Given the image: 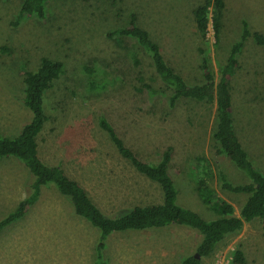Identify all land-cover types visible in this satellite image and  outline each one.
<instances>
[{"label":"rangeland","instance_id":"1","mask_svg":"<svg viewBox=\"0 0 264 264\" xmlns=\"http://www.w3.org/2000/svg\"><path fill=\"white\" fill-rule=\"evenodd\" d=\"M208 1L53 0L47 4L45 22L29 19L14 25L23 0H0V48L6 49L0 51V136L15 137L31 119L22 102L23 72L35 70L41 58L61 61L63 74L45 93L48 120L36 139L44 165L61 168L107 216L161 203L157 184L121 158L99 128L104 118L145 163L159 162L171 148L169 174L178 204L208 220L215 216L197 195L192 165L199 157L207 159L211 188L237 215L246 198L222 191L217 174L223 172L234 185L248 179L216 152L211 139L215 103L181 99L171 109L170 91L145 50L131 39L108 38L135 15L164 60L188 84L203 82L201 48L218 79L232 46L240 41L243 22L250 33L264 38V0H225L219 33L209 24L202 41L193 11ZM84 67L95 70L91 80L106 85L90 90ZM230 89L235 132L264 174V42L247 40ZM30 176L16 159L0 158V219L27 196ZM97 241V230L72 213L67 198L43 188L25 216L0 233V264H92ZM199 243L197 232L183 226L116 233L106 241L103 256L106 264H180L196 253ZM234 250L244 253L247 264H264V223L244 224L202 263L214 264L215 256L230 257Z\"/></svg>","mask_w":264,"mask_h":264},{"label":"trees","instance_id":"2","mask_svg":"<svg viewBox=\"0 0 264 264\" xmlns=\"http://www.w3.org/2000/svg\"><path fill=\"white\" fill-rule=\"evenodd\" d=\"M51 1L53 0H23L14 25L29 19L45 22L47 4ZM224 8L225 0H212L193 11L196 29L202 41H205L209 24L215 34L219 33L220 18ZM250 37H253L258 44L264 42L260 34L250 33L248 24L243 22L240 41L232 46L226 64L219 71L218 79H215L210 69L207 54L202 48L199 49L203 82L190 85L164 60L159 46L150 39L145 30L138 26L135 15L130 16L125 27L108 34V38L115 42L131 39L145 50L151 58L158 79L170 91L168 104L171 109L181 99L215 103L214 129L211 139L216 145V152L231 162L248 179L247 183L234 185L228 181L223 172L219 171L217 174L222 191L246 198L237 215L234 207L220 198L211 188L213 172L207 159L199 157L192 165L196 169L197 195L206 209L215 216L208 220L178 204V191L169 174L171 148H167L161 154L159 162L145 163L124 144L115 129L104 118H100L99 128L105 132L120 157L139 174L157 184L162 193V201L159 204L135 206L114 216L103 214L78 182L68 177L61 168L44 165L38 156L36 139L48 120L44 110V96L63 74L61 61L41 58L35 70L23 72L22 102L30 111L31 119L23 125L15 137L0 136V158L16 159L31 175L27 186L29 193L14 210L0 219V233L25 216L28 208L39 199L43 188H53L67 198L72 206V213L97 230L98 241L92 264H106L103 251L106 248V241L113 234L159 231L171 226L189 228L200 236L196 253L184 258L180 264H203L202 260L211 257L218 244L229 236L241 232L244 224L255 220L264 223V174L255 167L242 147L232 118L230 80L238 67V56ZM0 51L4 52L6 49L1 47ZM135 63L137 64V61ZM93 72L95 70L90 67L83 68V73L89 79V89H101L106 83L98 85L96 81L91 80ZM229 258L231 264H247L241 250L232 251Z\"/></svg>","mask_w":264,"mask_h":264},{"label":"built area","instance_id":"3","mask_svg":"<svg viewBox=\"0 0 264 264\" xmlns=\"http://www.w3.org/2000/svg\"><path fill=\"white\" fill-rule=\"evenodd\" d=\"M214 264H231V261L225 254H218L215 256Z\"/></svg>","mask_w":264,"mask_h":264},{"label":"bare ground","instance_id":"4","mask_svg":"<svg viewBox=\"0 0 264 264\" xmlns=\"http://www.w3.org/2000/svg\"><path fill=\"white\" fill-rule=\"evenodd\" d=\"M108 243V242H107Z\"/></svg>","mask_w":264,"mask_h":264}]
</instances>
